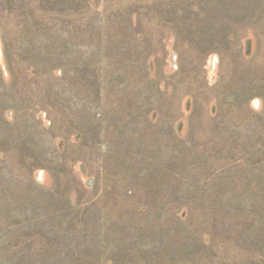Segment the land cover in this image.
Wrapping results in <instances>:
<instances>
[{"label": "rangeland", "instance_id": "1", "mask_svg": "<svg viewBox=\"0 0 264 264\" xmlns=\"http://www.w3.org/2000/svg\"><path fill=\"white\" fill-rule=\"evenodd\" d=\"M0 264H264V0H0Z\"/></svg>", "mask_w": 264, "mask_h": 264}]
</instances>
